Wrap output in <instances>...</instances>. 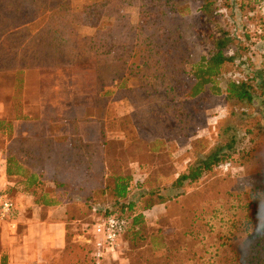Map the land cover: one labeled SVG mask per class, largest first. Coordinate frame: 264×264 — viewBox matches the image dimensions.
Listing matches in <instances>:
<instances>
[{
    "label": "trees",
    "instance_id": "obj_1",
    "mask_svg": "<svg viewBox=\"0 0 264 264\" xmlns=\"http://www.w3.org/2000/svg\"><path fill=\"white\" fill-rule=\"evenodd\" d=\"M182 1L98 0L83 11L75 12L71 0H0V33H9V38L18 44L8 51L14 52L23 46L26 49L21 64L17 60L9 65L3 62L0 70H16L22 80L21 74L28 69L72 66L77 56L95 53L100 67L114 65L113 74L123 73L124 78H135L146 93L165 91L173 99L185 100L198 99L208 90L219 95L222 91L217 86V77L223 66L234 60L224 52L228 39H217L210 57L206 55L194 61L192 48L187 46L184 34L175 24ZM204 2L203 10L214 8L215 12L219 8L226 13V0ZM255 2L257 7V0ZM129 7L139 9L137 25L131 23L125 11ZM104 18L112 22L100 29ZM83 24L99 28L98 32L90 39H80L77 27ZM33 27L37 30L34 34L31 33ZM227 92L229 98L239 102L253 101L249 83L229 82ZM105 144L107 149L101 160H93L89 152L94 153V150L79 143L76 137L71 138L68 150L65 145L63 151L50 150L48 158L52 161L47 166L52 168L51 181L55 187L48 185L47 191L70 194L69 219L83 220L93 212L100 215L102 209L96 205L104 197H112L116 202L129 197L134 176L127 169L128 172L111 173L112 148L109 143ZM50 145L47 142V146ZM233 147L232 144L230 148ZM223 150L178 177L172 185L176 192L167 199L157 195L158 201L148 204L147 208L179 202L185 196L187 185L199 182L206 173L231 160V155ZM62 158L69 159V164L62 163ZM62 171L67 179H62ZM256 179L258 183L246 194L219 191L214 197L199 198L196 207L185 209L182 228L168 233L162 229L156 232L162 236V252L155 251L160 247L155 243L153 253L145 250V254L132 259L131 264H264V173H258ZM77 198L80 201H75ZM134 208L133 204L129 207L131 211ZM111 211L106 209L103 216ZM114 211L129 218L127 233L136 244L153 238L152 234L141 232L144 215L130 217L122 210ZM68 252L80 256L74 264H94L90 245L71 242Z\"/></svg>",
    "mask_w": 264,
    "mask_h": 264
},
{
    "label": "rangeland",
    "instance_id": "obj_2",
    "mask_svg": "<svg viewBox=\"0 0 264 264\" xmlns=\"http://www.w3.org/2000/svg\"><path fill=\"white\" fill-rule=\"evenodd\" d=\"M71 1L73 10L81 12L96 0ZM204 5V0H183L175 24L192 48L194 61L210 57L217 39H228L224 52L234 60L227 62L217 77V86L222 91L219 95L208 90L198 99L185 100L173 99L165 91L146 93L135 78L113 74V64L100 67L95 53L77 56L72 66L31 68L21 74L24 77L28 71L34 75L46 71L47 76L59 77V69L64 71V77L68 74L70 87L75 86L78 95L85 98L73 103L79 111L86 108L83 120H99L107 128L114 160L111 173L126 172L128 167L135 174L126 200L116 202L112 197H104L96 205L102 209L100 215L93 212L77 224L78 231L94 240L93 225L104 217L106 209L122 210L130 217L144 215L141 232L150 233L153 238L136 244L131 234L126 233L120 241L118 257L109 264H131L145 250L153 253L155 243L160 246L155 251L162 252V236L156 232L182 228L185 209L196 207L199 198L214 197L219 191L246 194L258 183V173H264V17L257 14L255 5L253 19L243 16L244 9L239 6L226 3L227 10L223 13L225 10L219 8L215 12L214 8L205 11ZM125 11L131 23L137 25L138 7ZM111 22L112 19L104 18L99 28L105 29ZM98 29L85 24L77 27L82 40L95 36ZM36 32L33 27L31 33ZM8 35L0 33V64L9 65L13 60L20 63L26 49L22 45L14 52L8 51L18 46ZM229 82L249 83L253 101L242 103L229 98ZM232 144L234 147L230 148ZM220 149L231 155L229 162L215 167L199 182L187 185L179 202L147 208L158 201L157 195L167 199L174 194L172 185L178 177ZM9 195L12 196L10 192ZM132 204L135 208L131 211Z\"/></svg>",
    "mask_w": 264,
    "mask_h": 264
},
{
    "label": "crops",
    "instance_id": "obj_3",
    "mask_svg": "<svg viewBox=\"0 0 264 264\" xmlns=\"http://www.w3.org/2000/svg\"><path fill=\"white\" fill-rule=\"evenodd\" d=\"M255 1L226 3H240L243 16L253 19ZM63 72L59 69V77H50L46 71H28L21 80L16 70H0V187L11 193L19 208L12 224L0 225V264H74L80 256L69 254V244L89 245L90 238L77 229L82 220L68 217L70 194L47 191L48 185L55 187L48 155L52 149L63 151L64 145L68 150L76 137L94 150L89 152L93 160H101L110 139L102 122L83 120L86 108L79 111L73 103L85 98L70 87V76ZM62 163L69 164V159L62 158ZM129 173L135 175L130 168ZM61 177L68 178L63 171Z\"/></svg>",
    "mask_w": 264,
    "mask_h": 264
},
{
    "label": "built area",
    "instance_id": "obj_4",
    "mask_svg": "<svg viewBox=\"0 0 264 264\" xmlns=\"http://www.w3.org/2000/svg\"><path fill=\"white\" fill-rule=\"evenodd\" d=\"M257 13L264 17V0H257ZM93 225L95 239H89L94 264H105L118 257L120 241L126 235L130 220L125 215L111 211ZM19 217V208L7 189L0 187V225L12 224Z\"/></svg>",
    "mask_w": 264,
    "mask_h": 264
}]
</instances>
